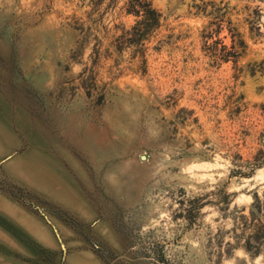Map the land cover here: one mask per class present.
Wrapping results in <instances>:
<instances>
[{
    "label": "rangeland",
    "instance_id": "obj_1",
    "mask_svg": "<svg viewBox=\"0 0 264 264\" xmlns=\"http://www.w3.org/2000/svg\"><path fill=\"white\" fill-rule=\"evenodd\" d=\"M150 1L0 0V264H264V0Z\"/></svg>",
    "mask_w": 264,
    "mask_h": 264
},
{
    "label": "trees",
    "instance_id": "obj_2",
    "mask_svg": "<svg viewBox=\"0 0 264 264\" xmlns=\"http://www.w3.org/2000/svg\"><path fill=\"white\" fill-rule=\"evenodd\" d=\"M128 13L138 18L133 27L136 32L134 36L138 41L143 40L161 24V13L150 0H130ZM233 47L235 48V40ZM228 52L222 53L221 58L229 60L231 55ZM181 203L186 207L182 209L179 216L184 217L188 224L192 225L204 204L202 203V197H188L186 200L183 199ZM245 210L246 208L241 209L239 215L235 218L233 227L229 231L232 241L226 242L224 250L231 253L234 249L243 248L247 253L258 257L264 252V197L262 198L258 192H255L254 201L249 212L246 213ZM221 246H223V243H221ZM97 252L100 253L99 250ZM152 254V257L157 261L165 259V253L158 243L153 245ZM100 256L108 262L109 259L104 253H100Z\"/></svg>",
    "mask_w": 264,
    "mask_h": 264
},
{
    "label": "water",
    "instance_id": "obj_3",
    "mask_svg": "<svg viewBox=\"0 0 264 264\" xmlns=\"http://www.w3.org/2000/svg\"><path fill=\"white\" fill-rule=\"evenodd\" d=\"M41 213H42V211H41ZM44 217H45L46 221L53 227L54 232L56 234V237H57L58 241L61 244V247L63 248V250H66V247H65V245H64V243L62 241V238H61V235H60L58 229L56 228V226L51 222V220L46 215H44Z\"/></svg>",
    "mask_w": 264,
    "mask_h": 264
}]
</instances>
